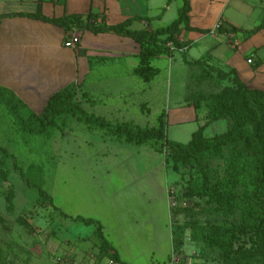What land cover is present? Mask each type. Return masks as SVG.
I'll return each instance as SVG.
<instances>
[{"label":"rangeland","instance_id":"1","mask_svg":"<svg viewBox=\"0 0 264 264\" xmlns=\"http://www.w3.org/2000/svg\"><path fill=\"white\" fill-rule=\"evenodd\" d=\"M166 1L148 0L149 15L158 14ZM180 5L181 0H170L151 25L169 24ZM184 51L172 42L151 48L149 65L156 72L148 80L134 72L115 76L123 72L121 67L98 60L95 73L74 84L68 103L74 114L57 116L44 133L21 130L8 102L16 101L0 91V147L10 155L0 152V264H222L198 256L178 213L186 205L182 191L190 171L180 166L174 172L160 141L128 144L79 118L85 113L114 128L161 129L174 102L228 91L232 84L213 73L204 58L188 62ZM245 111L264 163L256 112L247 102ZM19 114L35 125L27 109L21 107ZM197 126H164V135L186 143ZM224 130L220 120L204 133ZM77 216L100 224L119 261L103 249L96 224H84ZM225 264H264V232L255 252Z\"/></svg>","mask_w":264,"mask_h":264},{"label":"trees","instance_id":"2","mask_svg":"<svg viewBox=\"0 0 264 264\" xmlns=\"http://www.w3.org/2000/svg\"><path fill=\"white\" fill-rule=\"evenodd\" d=\"M189 10V0H181L177 17L173 21L166 26L150 30L132 29V21L139 19L136 17L115 25H106L97 23L96 16L92 13L86 16L63 14L52 18L43 16L40 11L24 15L58 25L65 31L78 29L94 34L114 33L132 38L140 47L139 66L134 73L148 80L156 72L149 65V61L154 57L151 48L163 42H172L177 49L184 47L176 36L179 35L182 27L186 30L190 29ZM6 16L12 14H0V19ZM260 28H264V23L254 30ZM77 52L80 54L82 50L78 49ZM199 61L201 60H196L194 63ZM231 84L223 95H197L191 102L195 109L204 110L205 121L191 133L186 143L166 139L164 116L161 129H128L122 126L114 128L94 116L87 117L85 113L79 116L81 120L105 128L109 134L128 144L143 145L149 141H160L166 150V163H171V169L178 172L179 167L183 166L190 171L182 191L186 205L179 209L181 211L178 213L184 216L183 227L188 229L189 238L198 249V256L222 264L240 255L255 252L258 248V240L264 232L262 150L248 124L245 111V102H247L256 112L258 131L264 138V91L249 89L234 77ZM0 91L11 95L18 104H11L10 99L8 100L10 109L17 115L23 131L44 133L54 124L57 116L65 112L74 114V110L68 105L75 93L74 84H69L53 93L39 114L27 109L10 90L0 86ZM21 107L28 110L31 119L36 122L35 125L22 118L19 114ZM220 120L225 121V130L212 136H205L204 129ZM0 152L4 156H10L2 147ZM20 174L24 178L21 171ZM39 192L42 190L39 189ZM75 219H80L84 224H96V232L101 238L103 249L111 252L113 258L119 261L117 251L106 242L97 221L78 216Z\"/></svg>","mask_w":264,"mask_h":264},{"label":"crops","instance_id":"3","mask_svg":"<svg viewBox=\"0 0 264 264\" xmlns=\"http://www.w3.org/2000/svg\"><path fill=\"white\" fill-rule=\"evenodd\" d=\"M167 1L166 7L152 17L148 0H0V14H12L0 19V86L39 114L53 93L88 80L100 67L98 60L121 67L123 72L115 75L118 77L133 74L138 63L140 47L132 38L78 29L65 31L24 14L40 11L52 18L92 13L97 23L106 25L136 17L139 19L132 21V29L150 30L160 27L151 22L161 19ZM189 4L190 29L181 26L177 37L184 44L179 50H185V59L194 62L204 58L213 73L223 75L222 81L231 83L234 77L249 89L264 91V28L254 30L264 23V0H189ZM217 22L221 26L212 32ZM72 33L79 36L77 48L63 44ZM78 49L82 53L78 54ZM204 121V110L195 109L190 102H174L164 116L167 128L198 125V129Z\"/></svg>","mask_w":264,"mask_h":264},{"label":"built area","instance_id":"4","mask_svg":"<svg viewBox=\"0 0 264 264\" xmlns=\"http://www.w3.org/2000/svg\"><path fill=\"white\" fill-rule=\"evenodd\" d=\"M221 26V23L220 22H217L214 27L212 28V32L217 30L218 28H220ZM78 40H79V36L78 35H75L74 33H72L65 41H64V46H67V47H72V48H75L77 43H78ZM247 62L248 63H251L252 60L251 59H247Z\"/></svg>","mask_w":264,"mask_h":264}]
</instances>
